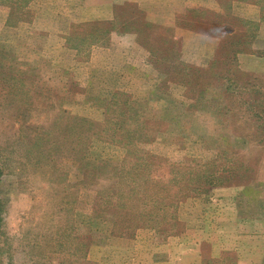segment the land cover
I'll return each instance as SVG.
<instances>
[{
	"label": "rangeland",
	"instance_id": "obj_1",
	"mask_svg": "<svg viewBox=\"0 0 264 264\" xmlns=\"http://www.w3.org/2000/svg\"><path fill=\"white\" fill-rule=\"evenodd\" d=\"M109 1L0 0V264H121L116 239L165 250V238L206 236L200 222H224V206L244 232L203 263L264 264V20L245 0H190L115 5L113 25ZM146 21L145 47L112 29ZM228 41H245L233 64ZM176 52L196 102L177 84ZM218 72L234 80L228 93Z\"/></svg>",
	"mask_w": 264,
	"mask_h": 264
},
{
	"label": "crops",
	"instance_id": "obj_2",
	"mask_svg": "<svg viewBox=\"0 0 264 264\" xmlns=\"http://www.w3.org/2000/svg\"><path fill=\"white\" fill-rule=\"evenodd\" d=\"M189 1L190 0H111L107 2V4H109L110 14L109 17L106 18V20H109L111 18L113 20V18L115 17V5L129 4L134 6L138 11H145L147 9L146 7L150 4L166 5L169 7L172 4L183 2L189 3ZM191 1H195L196 3L200 2V0ZM208 3L217 8H220L218 7L219 4L216 0H208ZM231 4L235 5V1H232ZM247 6L253 7L256 11V15H260V9L257 5L249 2ZM101 20L102 19H95L91 21L93 23H97ZM4 22L5 21H3V24ZM223 210L225 211L223 213L227 215V218L223 220L224 222H216L217 224L215 223V221L207 222L206 224H202L200 222V226L198 227H200L201 229H207L204 230L206 232V236H199L197 238L194 237L192 240L180 237H168L163 240L166 246L165 250L161 249L160 251L154 249L153 246L151 247L149 240H147L146 243H140L138 240L129 241L120 238L116 239L118 247L115 246L114 248H112V255L121 257V264H204V260H211V262L213 263L215 261L222 262L224 253L223 251L226 250V248L224 247L225 242H222V238L224 239L225 236L229 235V233H243V229H245V223L241 222L242 219H239V216H236L235 214L232 215L234 210L230 209V207L228 206H224ZM262 226L263 225L260 223V230H257V233H263V231H261ZM255 227H257V224L255 225ZM217 229L219 230V232H216ZM253 230L256 229H252V231ZM202 232L203 231H200L199 233L202 234ZM215 232L217 233L218 237L215 236ZM220 232L226 234H221L220 236ZM141 244H143L144 246H140ZM125 246L128 247L123 248ZM204 247H207L208 249V252L206 254H204L203 252ZM232 252L235 254V257L237 259L239 258L240 260L239 247L234 248ZM237 264H239V262Z\"/></svg>",
	"mask_w": 264,
	"mask_h": 264
},
{
	"label": "trees",
	"instance_id": "obj_3",
	"mask_svg": "<svg viewBox=\"0 0 264 264\" xmlns=\"http://www.w3.org/2000/svg\"><path fill=\"white\" fill-rule=\"evenodd\" d=\"M245 1H248V2H251V3H254L255 5H257L258 7H259V9H260V19L261 20H264V16H263V14H264V6H263V4H264V0H245ZM190 12L191 11V9H187L185 12ZM120 19L118 18V15L115 13V17L113 18V20L112 21H110L109 23L110 24H115L116 22H120L119 21ZM108 23V22H107ZM246 24V23H245ZM95 25H98V24H95ZM253 24H251V26H252ZM255 25V24H254ZM112 26V25H111ZM152 28H154V26H153V24L152 23H149V22H142V23H140V26H138V27H136V26H134L132 23H128V24H126V26L124 27V29H122V30H117V28H114L113 26H112V29H114L113 30V32L114 33H132V34H134L135 36H136V40H137V37H138V42H139V44L141 45V46H143V47H145L144 46V44H143V42H147V39H148V35L146 34L149 30H151ZM165 30V29H164ZM109 31V30H108ZM254 35H253V33L251 32L250 34H247L246 35V47H247V49L249 48V47H251V45L253 44V41H254ZM140 41H143V42H140ZM245 41H243L241 44L239 43V42H235V41H228L227 43H225V44H223V45H226L225 47H223V45H222V48H220L219 47V49H221V54L223 55L222 57H224V60L226 61V62H230L231 64H233L234 63V61L236 60V55H238V54H240V53H245V51L243 50V49H241L239 46H241V47H243V43H244ZM176 45H177V43H176ZM239 45V46H238ZM236 46H238V48H235ZM218 49V50H219ZM147 50V52H149V55L151 56V58H152V54H153V51L151 50V49H146ZM178 53L176 52L175 53V55L173 56V59L176 61V62H179V63H181V64H174L173 65V70H174V73L177 75V76H181V77H183L184 79L183 80H181L180 82H178L177 84L179 85V86H181L182 88H183V96L187 99V100H189V101H191V102H196L197 100H195V98H194V95H196V94H199V92L198 93H196V94H194V93H192V88L191 87H193L194 85H196V84H194V83H192L194 80H192V79H187V78H190V76L192 75V74H194V72L195 71H193V70H191V68L190 67H188L187 65H185V64H183V62H181V61H178ZM219 58L220 57H217L216 55L213 57V60H212V62L214 63V62H216V61H218L219 60ZM155 64H157V62H155ZM228 64V63H227ZM159 70H156V71H158L159 72V74L161 75V76H163L164 75V73L165 74H167L168 72H164L163 70H162V68L160 67V68H158ZM216 77L217 78H220L219 80L220 81H224V82H221V85H219L218 86V89L220 90V92H224V93H228L229 91H231L230 89H229V87L230 86H232V84L234 83L232 80H231V78H228V76H226V75H221V72H218L217 74H216ZM236 83V82H235ZM162 87H164V88H166V81H162ZM235 86H236V84H235ZM236 88H238V90L239 91H241L242 90V87L241 86H237ZM194 90V89H193ZM197 90H195L194 92H196ZM191 94H193V95H191ZM258 104V102L257 101H255V102H248L247 103V105L248 106H254V105H257ZM243 105H245L246 106V104H243ZM192 106H194V104L192 103ZM226 113H230L231 111H232V105H230L229 106V108H227L226 110ZM247 118V117H246ZM245 117L244 118H242V119H244L243 120V122L245 123V122H247V119H246ZM248 118H253L255 121H260L262 118H261V116H259V114L258 113H254L253 115H252V117H248ZM91 133H93V135H94V133H95V131H93V132H91ZM238 137L239 139H246L245 138V136L244 135H240V134H235L234 135V137ZM143 140L144 141H147V140H149V138L148 137H146V138H143ZM140 151V150H139ZM135 157L136 156H138L136 153H135V155H134ZM142 161H144L145 162V167L146 168H148V164H149V162H147V159H148V154H147V156H142V158H140ZM137 165H141L140 163H137V161H135V163H134V166H137ZM204 174V176H203V181H204V184L206 185V186H212V184L214 183V178H212V175L210 174V171L209 170H207L205 173H203ZM190 176H192V174H190ZM198 177H199V175H197ZM0 178H1V171H0ZM173 180H174V178H173ZM191 181V180H190ZM218 181H220V180H218ZM197 183H198V186L199 187H201V186H203V182H202V180L200 181V180H198L197 181ZM216 184V183H215ZM199 189V188H198ZM197 195V194H196ZM190 197H194V196H190ZM164 199H160V201L158 202V204H159V206H161L162 208H167V207H169L168 205H166V204H164ZM1 200H0V214H1ZM0 223H1V217H0ZM164 227L167 229V228H169V225H164ZM114 229H116V227H115V224L113 225V228H112V232H113V234H117L116 233V230H114ZM133 229H138V228H133ZM124 234V232L122 233H119V234H117V235H119V236H124L123 235ZM126 234V233H125Z\"/></svg>",
	"mask_w": 264,
	"mask_h": 264
}]
</instances>
